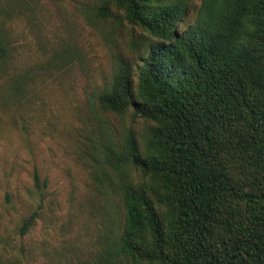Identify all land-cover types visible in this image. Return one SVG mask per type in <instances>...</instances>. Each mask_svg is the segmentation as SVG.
I'll use <instances>...</instances> for the list:
<instances>
[{
  "label": "trees",
  "instance_id": "16d2710c",
  "mask_svg": "<svg viewBox=\"0 0 264 264\" xmlns=\"http://www.w3.org/2000/svg\"><path fill=\"white\" fill-rule=\"evenodd\" d=\"M111 2L145 38L95 101L146 126L141 145L127 131L96 153L93 177L118 212L98 250L66 264H264V0H199L180 30L184 0ZM109 3L93 17L112 16ZM23 247H7L6 263L21 264Z\"/></svg>",
  "mask_w": 264,
  "mask_h": 264
},
{
  "label": "rangeland",
  "instance_id": "374dc122",
  "mask_svg": "<svg viewBox=\"0 0 264 264\" xmlns=\"http://www.w3.org/2000/svg\"><path fill=\"white\" fill-rule=\"evenodd\" d=\"M102 1L0 0V264H7V247L20 245L21 264L90 258L107 216L117 215V196L102 194L93 177L101 167L96 153L127 131L141 145L146 121L130 110L104 111L95 98L118 59L135 65L145 37L112 0V16L93 17ZM198 1L184 0L179 30ZM14 79L20 93H13ZM130 178L140 180L132 170ZM32 211L38 214L20 236L17 227Z\"/></svg>",
  "mask_w": 264,
  "mask_h": 264
}]
</instances>
